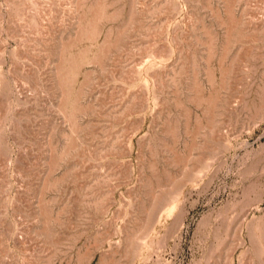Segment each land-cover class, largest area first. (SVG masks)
<instances>
[{
	"label": "rangeland",
	"instance_id": "obj_1",
	"mask_svg": "<svg viewBox=\"0 0 264 264\" xmlns=\"http://www.w3.org/2000/svg\"><path fill=\"white\" fill-rule=\"evenodd\" d=\"M0 264H264V0H0Z\"/></svg>",
	"mask_w": 264,
	"mask_h": 264
}]
</instances>
